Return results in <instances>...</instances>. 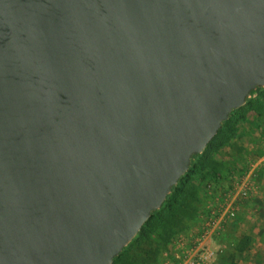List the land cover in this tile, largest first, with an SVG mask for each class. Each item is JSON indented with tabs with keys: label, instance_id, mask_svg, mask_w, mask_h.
Here are the masks:
<instances>
[{
	"label": "water",
	"instance_id": "obj_1",
	"mask_svg": "<svg viewBox=\"0 0 264 264\" xmlns=\"http://www.w3.org/2000/svg\"><path fill=\"white\" fill-rule=\"evenodd\" d=\"M264 88V0H0V264H113Z\"/></svg>",
	"mask_w": 264,
	"mask_h": 264
},
{
	"label": "rangeland",
	"instance_id": "obj_2",
	"mask_svg": "<svg viewBox=\"0 0 264 264\" xmlns=\"http://www.w3.org/2000/svg\"><path fill=\"white\" fill-rule=\"evenodd\" d=\"M230 122L219 134L226 142L196 158L167 226L147 223L113 264H166L177 257L184 264H264V245L254 243L264 222V88ZM200 248L208 252L203 258Z\"/></svg>",
	"mask_w": 264,
	"mask_h": 264
},
{
	"label": "trees",
	"instance_id": "obj_3",
	"mask_svg": "<svg viewBox=\"0 0 264 264\" xmlns=\"http://www.w3.org/2000/svg\"><path fill=\"white\" fill-rule=\"evenodd\" d=\"M261 89H262V88H258L257 90H261ZM257 90H256V91H257ZM256 91H253V92L251 93V96H252L253 94H255ZM247 101H248V99H247ZM247 101H246V103H247ZM237 110H238V109H237ZM235 111H236V110L232 111V113L235 112ZM232 113L230 114V117H231ZM230 124H231V122H230V118H229L227 121H225V122L222 123V126H221V128H220L218 134H217V135L213 138V140L207 145L206 149H207V148H210L211 150H213V149L215 150V149L219 148L220 145H222L223 143L226 142V140H227V136H225V137H221V136H219V134H220V131H221V129H222L223 127H225V126H228V127H229ZM232 133H233V132H232ZM232 133H231V134H232ZM206 149H205V150H206ZM205 150H204V151H205ZM200 155H201V154H199V155H194V156H193V158H192V160H191L190 168H189V170L187 171V173L179 179L178 183L172 188L171 194L167 197V199L165 200V202L163 203V205L161 206V208H160L159 210H157V211H155V212L152 213V215L150 216L149 220L145 223V225H146L147 223H152V224H154L155 226H159V225L167 226V225L165 224V221H166V219L169 217V215H173L174 212L176 211V209L178 208V206H179L178 197H179L182 193H184V192L186 191V187H187V180H185V179H186L187 177H189L191 173L194 172L195 167H197V166H196V163H195V160H196V158L199 157ZM199 166H200L201 169L206 168L205 165H204L203 163H201ZM145 225H144V226H145ZM144 226H143V227H144ZM143 227H142V228H143ZM141 230H142V229H141ZM125 250H126V248H124L123 251L120 253V255L117 256V257L114 259V262H117V261H119V260L122 258V255L124 254ZM114 262H113V263H114Z\"/></svg>",
	"mask_w": 264,
	"mask_h": 264
},
{
	"label": "built area",
	"instance_id": "obj_4",
	"mask_svg": "<svg viewBox=\"0 0 264 264\" xmlns=\"http://www.w3.org/2000/svg\"><path fill=\"white\" fill-rule=\"evenodd\" d=\"M244 194H246V193H244ZM203 238L204 237H200V238H198V240H197V244H200V242L201 241H203ZM201 249V248H200ZM199 253H200V255H199V258H203V257H205L207 254H208V252H206L205 250H204V248H202L200 251H199ZM186 257V256H185ZM184 257V258H185ZM180 257H177L176 259H175V261L173 262V261H171L170 263H166V264H184V263H181V261H180ZM189 259V258H188ZM187 262L188 263H186V264H197V262L196 261H194V260H192V259H189V260H187Z\"/></svg>",
	"mask_w": 264,
	"mask_h": 264
},
{
	"label": "crops",
	"instance_id": "obj_5",
	"mask_svg": "<svg viewBox=\"0 0 264 264\" xmlns=\"http://www.w3.org/2000/svg\"><path fill=\"white\" fill-rule=\"evenodd\" d=\"M262 189H263V187H262ZM260 202H263L264 203V200L263 201H260ZM261 223H262V229H263L262 235H264V222L262 221ZM262 235H261V232H260V234L258 235L259 236V239H257L258 241L254 240V243H257V244H260V245H264V236H262Z\"/></svg>",
	"mask_w": 264,
	"mask_h": 264
}]
</instances>
